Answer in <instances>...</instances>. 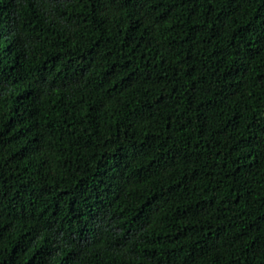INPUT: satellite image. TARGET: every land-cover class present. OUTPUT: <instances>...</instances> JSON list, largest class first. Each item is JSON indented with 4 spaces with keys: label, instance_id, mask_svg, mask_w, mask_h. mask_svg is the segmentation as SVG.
I'll return each mask as SVG.
<instances>
[{
    "label": "trees",
    "instance_id": "16d2710c",
    "mask_svg": "<svg viewBox=\"0 0 264 264\" xmlns=\"http://www.w3.org/2000/svg\"><path fill=\"white\" fill-rule=\"evenodd\" d=\"M0 264H264V0H0Z\"/></svg>",
    "mask_w": 264,
    "mask_h": 264
}]
</instances>
